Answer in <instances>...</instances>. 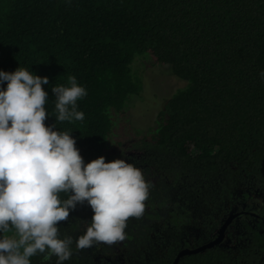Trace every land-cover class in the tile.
Instances as JSON below:
<instances>
[{"label": "trees", "instance_id": "obj_1", "mask_svg": "<svg viewBox=\"0 0 264 264\" xmlns=\"http://www.w3.org/2000/svg\"><path fill=\"white\" fill-rule=\"evenodd\" d=\"M141 58L185 82L147 130L129 109ZM19 67L48 78L45 125L69 132L85 164L124 159L151 184L112 245L78 249L94 213L86 201L70 210L57 225L73 238L63 264H174L231 213L222 245L178 264H264V0H0V71ZM70 76L87 93L84 119L60 122L52 87ZM43 255L31 264H57Z\"/></svg>", "mask_w": 264, "mask_h": 264}, {"label": "clouds", "instance_id": "obj_2", "mask_svg": "<svg viewBox=\"0 0 264 264\" xmlns=\"http://www.w3.org/2000/svg\"><path fill=\"white\" fill-rule=\"evenodd\" d=\"M264 79V71L260 73ZM0 264H31L30 258L70 259L71 236L61 238L58 223L85 201L94 215L76 237L78 249L94 243L123 241L129 218L145 211L151 184L143 171L124 159L106 162L103 156L85 164L69 132L46 126L47 77L19 67L0 71ZM56 120H83L77 100L86 96L75 76L68 86L52 87ZM67 194L62 200L60 194ZM12 233V235H8Z\"/></svg>", "mask_w": 264, "mask_h": 264}, {"label": "rangeland", "instance_id": "obj_3", "mask_svg": "<svg viewBox=\"0 0 264 264\" xmlns=\"http://www.w3.org/2000/svg\"><path fill=\"white\" fill-rule=\"evenodd\" d=\"M134 68L143 79V91L129 105L132 125L147 130L154 125L167 100L184 87L185 82L174 75L170 66H150L142 58L135 62Z\"/></svg>", "mask_w": 264, "mask_h": 264}, {"label": "water", "instance_id": "obj_4", "mask_svg": "<svg viewBox=\"0 0 264 264\" xmlns=\"http://www.w3.org/2000/svg\"><path fill=\"white\" fill-rule=\"evenodd\" d=\"M246 205H247V208L246 209H249L250 204H246ZM246 209H245V211H246ZM245 211H243V212H245ZM238 217H239V214L238 213H231L230 216L225 220V222L223 223V225L218 230V233H217L216 237H214V239H212L209 242L204 243L201 246H198L196 248H193V249H191V248H184V249H182L178 253V255H177V257H176V259L174 261V264H178L179 261H180V259L183 258L186 255L203 252L206 249L212 248V247H214L216 245H222L225 242V236H226V234L228 232L227 231L228 230V225L233 220H236Z\"/></svg>", "mask_w": 264, "mask_h": 264}, {"label": "flooded vegetation", "instance_id": "obj_5", "mask_svg": "<svg viewBox=\"0 0 264 264\" xmlns=\"http://www.w3.org/2000/svg\"><path fill=\"white\" fill-rule=\"evenodd\" d=\"M225 241H226V239H225Z\"/></svg>", "mask_w": 264, "mask_h": 264}]
</instances>
